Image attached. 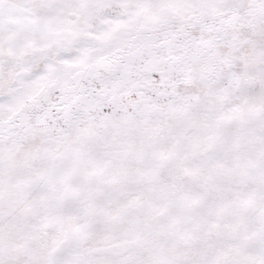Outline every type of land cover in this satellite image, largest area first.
<instances>
[{"label":"snow or ice","instance_id":"1","mask_svg":"<svg viewBox=\"0 0 264 264\" xmlns=\"http://www.w3.org/2000/svg\"><path fill=\"white\" fill-rule=\"evenodd\" d=\"M0 264H264V0H0Z\"/></svg>","mask_w":264,"mask_h":264}]
</instances>
